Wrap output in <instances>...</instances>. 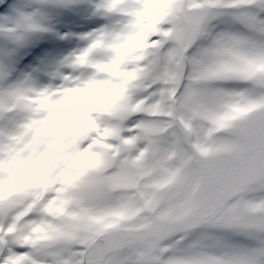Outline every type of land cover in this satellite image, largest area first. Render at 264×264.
<instances>
[{"label":"snow or ice","instance_id":"obj_1","mask_svg":"<svg viewBox=\"0 0 264 264\" xmlns=\"http://www.w3.org/2000/svg\"><path fill=\"white\" fill-rule=\"evenodd\" d=\"M0 264H264V0H0Z\"/></svg>","mask_w":264,"mask_h":264}]
</instances>
